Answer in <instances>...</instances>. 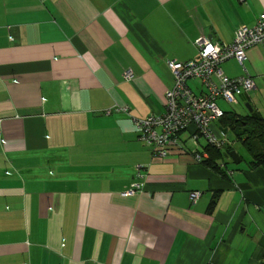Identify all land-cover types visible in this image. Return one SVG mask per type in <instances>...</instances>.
Returning a JSON list of instances; mask_svg holds the SVG:
<instances>
[{"label":"crops","instance_id":"1","mask_svg":"<svg viewBox=\"0 0 264 264\" xmlns=\"http://www.w3.org/2000/svg\"><path fill=\"white\" fill-rule=\"evenodd\" d=\"M263 12L264 0H0V264H264V164L226 157L222 177L196 161L208 154L189 130L187 150L161 158L134 124L163 112L169 60L195 58L201 35L231 43ZM219 68L253 78L237 102L264 117V45Z\"/></svg>","mask_w":264,"mask_h":264},{"label":"built area","instance_id":"2","mask_svg":"<svg viewBox=\"0 0 264 264\" xmlns=\"http://www.w3.org/2000/svg\"><path fill=\"white\" fill-rule=\"evenodd\" d=\"M197 56L186 61L169 60L168 66L173 76L170 88L165 92L164 110L160 114L148 115L146 118L134 119L138 130V139L151 147L155 156L165 158L174 150L185 151L187 145L181 134L189 130L188 139L196 144L203 136L208 143L218 147L226 143L225 137H218L212 131V125L223 115L224 110L217 100L233 104L239 96L255 87L251 76L236 78L225 76L219 64L234 58L243 65L246 50L256 44L264 45V12L261 13L252 26L241 25L235 32L231 43L213 42L205 35L195 40ZM126 79L132 78V73L125 72ZM189 79H197L203 87L199 94L194 93L188 85ZM117 111L126 112V107H118ZM109 111V110H108ZM200 162L201 155H195ZM140 169H136V177L142 178ZM141 181H133L122 193L125 196L142 189ZM199 191L190 193L195 201L200 196Z\"/></svg>","mask_w":264,"mask_h":264},{"label":"trees","instance_id":"3","mask_svg":"<svg viewBox=\"0 0 264 264\" xmlns=\"http://www.w3.org/2000/svg\"><path fill=\"white\" fill-rule=\"evenodd\" d=\"M189 80L199 81L197 79ZM218 121L222 128L231 130L237 141L246 148L250 156L248 161L250 168L255 169L264 164V117L258 111L252 110L245 115H240L233 111L224 110V115ZM203 148L208 156L203 157L200 154V162L216 171L222 177H228L224 165L220 164V161L226 159V154L232 150L231 147L225 143L218 147L206 142ZM216 197V194L213 195L208 210L211 211L213 209Z\"/></svg>","mask_w":264,"mask_h":264},{"label":"rangeland","instance_id":"4","mask_svg":"<svg viewBox=\"0 0 264 264\" xmlns=\"http://www.w3.org/2000/svg\"><path fill=\"white\" fill-rule=\"evenodd\" d=\"M247 100H243V101H238L236 103H233V104H229L225 101H223L222 99H218L217 100V103L218 105L223 109V110H226V111H233V112H245L246 111V107H245V102ZM214 124L218 125L217 124V121L214 122ZM218 127V126H217ZM220 132V131H219ZM222 136V134H221ZM226 139V143L231 147L232 150H235L239 155H241L244 160L239 162L237 165L239 166H244V165H247V161H249L248 159L249 158V154L248 152L246 151V148L243 147L239 141H237V139L235 138L233 132L231 130H228V132L226 134L223 135ZM199 143L200 144H205L206 142V139L201 136L199 139H198ZM189 145V144H187ZM225 160H229V158H226ZM231 162V161H230Z\"/></svg>","mask_w":264,"mask_h":264},{"label":"water","instance_id":"5","mask_svg":"<svg viewBox=\"0 0 264 264\" xmlns=\"http://www.w3.org/2000/svg\"><path fill=\"white\" fill-rule=\"evenodd\" d=\"M247 108L249 111H252V107L250 104H246ZM223 132H226V130L224 129ZM226 157H229L234 163H239L241 161V158L239 156V154L235 151V150H230L227 154Z\"/></svg>","mask_w":264,"mask_h":264}]
</instances>
